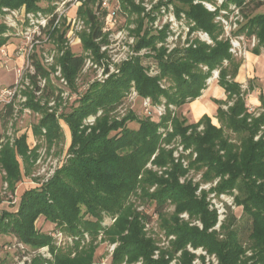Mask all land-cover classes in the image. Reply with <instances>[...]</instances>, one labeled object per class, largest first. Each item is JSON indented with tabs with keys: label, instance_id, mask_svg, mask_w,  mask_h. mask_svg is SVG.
I'll use <instances>...</instances> for the list:
<instances>
[{
	"label": "trees",
	"instance_id": "1",
	"mask_svg": "<svg viewBox=\"0 0 264 264\" xmlns=\"http://www.w3.org/2000/svg\"><path fill=\"white\" fill-rule=\"evenodd\" d=\"M41 1L52 0H0V13L4 14L3 8L22 5L27 11L45 10ZM95 1L84 0L78 8L79 15L89 24V31L81 35L83 47L94 51L98 49L94 39L102 36V23L92 8ZM121 1L124 9H139L132 0ZM178 1L177 10L194 24L191 30L206 32L212 43L194 38L186 42L188 46L168 50L164 44L166 29L152 33L146 28L140 34L141 23L133 48L138 51L147 47L155 52L158 75H147L139 57L127 59L118 73L92 82L76 106L57 115L56 110L48 111L35 99L37 92L46 94L35 77H45V87L53 85L50 72L34 60V89L25 93V105L41 115L33 133L42 136L50 147L62 137L61 118L68 125L70 143L66 162L47 180L23 190L15 210H0V234L16 237L14 244L7 247L24 252L14 264L27 255L30 261L23 264H93L99 234L102 240L116 244L111 255L115 264H169L172 259L176 264H192L196 257L201 260L199 264H205L204 256L188 250L187 244L215 254L218 264H264V136L255 139L264 126V98L259 95L260 112L249 110L247 91L235 80L241 60L231 52L229 38L224 36L221 23L215 21L217 12L193 0ZM249 1L252 0H224L222 6L227 8L232 2L239 8L245 22H238L233 35H254L258 42L253 52L258 55L264 48V13H244ZM6 31V25L0 22V47L8 41ZM57 39L61 51L58 63L67 84L74 88L84 57L64 46L63 34H58ZM158 43L162 44L157 46ZM214 69L218 70V84L227 95V100H215L219 126L205 113L189 122L171 106L177 109L200 96ZM161 77L168 78L169 86L161 88ZM131 85L152 105L163 103L165 110L158 120L149 115L138 117L133 111L121 117L111 113ZM253 88L249 83L248 90ZM12 111V104H6L0 117L5 118ZM89 115L94 117L92 124L84 121ZM129 122L136 127L129 126ZM228 133L234 134L235 139ZM36 157V148H29L26 134H20L13 142L2 139L0 134V169L11 194L24 173H29ZM191 169L202 171L200 180L189 176ZM213 181L209 188H200L201 182ZM234 190L235 204L242 207L250 221L247 243L239 238V226L232 212L223 218L219 230L213 228L218 214L208 194L214 192L220 197L233 194ZM133 197L154 206L159 228L166 237L174 236L169 247L158 245L157 239L148 234L144 227L151 222L152 213L138 209ZM168 205L173 206L171 212H166ZM184 212L187 219L181 217ZM40 216L54 224L52 231L37 228ZM105 217L111 218L109 224L104 223ZM56 231L66 233L73 243L60 249L55 244ZM85 237L90 239L81 245ZM43 246L48 248L50 257L38 251Z\"/></svg>",
	"mask_w": 264,
	"mask_h": 264
},
{
	"label": "rangeland",
	"instance_id": "2",
	"mask_svg": "<svg viewBox=\"0 0 264 264\" xmlns=\"http://www.w3.org/2000/svg\"><path fill=\"white\" fill-rule=\"evenodd\" d=\"M135 6L139 9H124L121 0H107L102 3V0H96L94 6L92 7L98 20L102 23L101 32L102 36L95 38L94 41L97 44V50L85 49L82 44V34L89 31V24L85 22V19L81 17L78 13V8L83 4L84 0H81L79 5L72 4L69 2L66 4L64 9H67V17L74 18L75 21L81 22V29L77 31L74 41L70 43L66 38V24L65 18L59 22V26L55 29H50L47 27L40 34V42L33 46V55L29 62H34L38 60L41 66H43L50 74L60 69V73L63 76L61 70V64L58 63V57L61 51L58 50V44L56 42L58 34H63L64 46L70 48L72 52L78 55H83L84 65L80 69L75 78V87H69V85H63L56 75H50V81L53 86L45 87L47 83L45 77L38 79L35 77L38 85L44 88L45 95L37 92L35 94L36 100L44 107H47L48 111L56 110V114L59 115L62 112L68 111L72 106H76L78 103V98L84 93L89 85L95 81H103L110 74L118 73L121 63L127 59L139 57L140 64L144 67L147 75L154 76L159 74L158 60L155 58V52L149 48H142L135 51L133 48L138 35L135 34L137 29L141 25V33L146 31V28L150 29L152 33L158 32L161 28L166 29V38L164 41L165 46L168 50L176 46H188L186 42H190L194 38H199L201 41H206L207 43H212L209 35L201 30H191L194 25L190 21L186 14L177 10L176 4L179 5L178 0H132ZM53 1H41L40 6L44 7L47 12H53L56 5L52 3ZM193 2H200L209 11H216L215 21H219L224 31V36L228 37L230 40V50L234 56L241 60V65L246 68L243 75L237 74L235 80L241 84L243 90H246L245 101L249 110L254 111L256 114L261 111L259 105L254 103V99L257 98V93L259 92L258 85L256 82V77L253 78L251 75L252 66V56L256 54L253 52L254 46L257 44V38L252 36H245L244 34L233 35V33L238 28V22H245L243 19V14L235 8L234 3L229 2L227 8L223 7L224 0H193ZM24 10H26L25 6ZM22 6L20 8H13L18 10L16 14L12 16H18L13 18L15 22L12 25L4 22V14L0 13V22L6 25L7 31L5 36L8 37V41L0 47V92L3 89H8L15 83L16 73L15 67L20 66L22 58L17 56L16 47L21 44H26L29 40L26 35H20L22 29V22L20 16H22ZM42 11V9H36L34 11ZM244 13L256 14L264 13V0H252L249 1L243 9ZM106 14H109L106 16ZM69 15V16H68ZM114 18H112V17ZM224 18L226 22H223L220 18ZM24 24H28L27 22ZM58 40V39H57ZM67 42V43H66ZM186 43V44H185ZM234 45H233V44ZM31 44V43H30ZM162 43H158L157 46ZM263 51V47L260 48L259 54ZM49 53L53 54V63L46 64L45 55L49 56ZM257 55V54H256ZM249 57V59L247 58ZM226 64V62H224ZM239 70V68H238ZM31 71L25 69L23 80L18 84L14 96H12L10 102H6L9 98L4 99V102L0 103V112L4 111L6 104H12L13 111L11 115L5 118L0 117V134H2V139L8 138L10 142L20 134H26V140L30 149L36 148L37 157L32 162L29 173H24L22 179L17 182L16 189L11 194L7 188V183L4 177V171L0 169V210H15L18 204L19 195L21 192L29 187L37 186L41 182L47 180L62 163L68 157V146L70 143V133L68 125L59 118V122L62 128V137L55 141L50 147L42 136L38 137L33 133V126L37 123L40 112L34 111L29 106L25 105L27 100V94L29 90L34 89L33 78H31ZM241 76L243 78L241 79ZM64 77V76H63ZM218 70L214 69L212 75L207 79L205 88L202 89L201 95L196 99L191 100L188 103L175 108L171 106L174 110L181 111L189 122L197 121L201 116L199 115L202 111L211 117L214 124L219 126V122L215 117L217 104L215 100H227L226 93L223 87L218 84ZM161 88L169 86V80L167 77H161L159 81ZM251 83L254 86L253 89L248 90V84ZM133 84V82H131ZM47 86V85H46ZM51 88L53 94H50ZM130 91L124 97L123 101L119 106L112 110V114L116 117H121L125 115L128 111H133L138 117L151 116L152 119L158 120L160 114L164 113L165 107L162 104L152 105L149 98L140 97L135 90L134 85H131ZM49 93V95H47ZM59 98V100H56ZM47 101V105H45ZM51 106V107H49ZM227 105H223L226 108ZM100 114V111L98 112ZM200 116V117H199ZM85 123L92 124L94 121L93 115H89L85 120ZM129 126L136 127V124L129 122ZM230 134V137L235 139L234 134ZM261 134L264 136V126L259 131L258 135L255 136L257 139ZM181 150L179 146L178 151ZM178 151L175 152V156L178 155ZM19 161L22 164V170L24 171L23 162L19 157ZM202 171L192 170L189 172V176L193 177L194 181L200 180ZM215 181V180H214ZM213 182H201L200 188H209ZM237 194V190H234L233 194H222L220 197H216L214 192L208 194V199L211 203L224 211L221 218H225L226 214L232 212L236 216V220L239 230L241 240L245 243L248 241L249 234V224L250 221L247 220L242 212V207L237 206L234 202V195ZM138 209L147 210L152 213V220L146 227V231L149 235H152L157 239V244L163 246L164 248L169 247L170 238L174 236L166 237L163 231L159 228V221L154 213V206L147 205L141 202L140 199L133 197ZM166 212H171L173 210L172 205H168ZM218 214V212H217ZM181 217L184 219L188 218L187 213H181ZM105 224L111 222L110 217H105L103 220ZM194 223V222H193ZM197 225L200 222H195ZM219 222L213 228L219 230ZM37 228H40L42 232H50L54 228V224L46 221L42 216H40L36 221ZM61 235L56 236L55 244L60 249L68 248L73 242L71 237H68L66 233L60 231ZM61 237V238H60ZM102 235L99 234L97 240L95 241L96 249L94 254L93 264H115L112 262V251L116 246L115 243H110L108 240H102ZM85 241L81 240V245L87 243L90 239L85 237ZM16 237L12 234H0V264H14L16 260L20 258L24 252L17 250L16 247L12 246L8 248V245L14 244ZM187 249H193L197 253L201 250L205 251L202 247L193 248L190 244H187ZM195 252V254H197ZM179 254V253H177ZM250 254V251L246 252ZM198 255V254H197ZM202 255V254H199ZM28 256V255H27ZM30 256V255H29ZM217 260L215 254H212ZM200 258H198L197 264L200 263ZM218 261V260H217ZM124 264V263H122ZM134 264H140L137 261ZM169 264H176L175 259L170 260Z\"/></svg>",
	"mask_w": 264,
	"mask_h": 264
},
{
	"label": "built area",
	"instance_id": "3",
	"mask_svg": "<svg viewBox=\"0 0 264 264\" xmlns=\"http://www.w3.org/2000/svg\"><path fill=\"white\" fill-rule=\"evenodd\" d=\"M53 4L56 5V7L54 8L53 12H47L46 9L43 7L42 11H35V12H28L24 10V7L22 6L23 12H22V16H20V20L22 22V29L20 31V35H26V38L29 40V42H27L26 44H21L18 45L16 47V54L17 56H19L20 58H22V62L20 64V66L15 67V73H16V80H15V84L13 86H11L8 89H3L0 92V103L4 102L5 97L9 98L6 102H10L12 96H14L17 86L19 83L25 82L23 80V76H24V71L25 69H29V71H31V73L34 74L35 72V66L34 62H29L30 59L32 58L33 55V46L40 42V34L43 33V30L46 29L47 27H49L50 29H55L56 27L59 26V22L62 20V18L66 17L65 19V24H66V38L67 40L72 43L75 39L74 37L76 36L77 31H79L81 29V22L80 21H75V19L71 18V17H67V9H64V7H66V4L69 2H73L72 4L75 5H79L81 3V0H52ZM107 0H102V3H105ZM235 8L237 9V12L239 11V8L235 5ZM4 11V22L8 23V25H12L13 26V22H15L13 20V18L18 17V16H12V14H16V12H18V10H14V9H8V8H3ZM109 14H106V16H108ZM69 16V15H68ZM112 17V16H111ZM113 18V17H112ZM114 19V18H113ZM223 22H226L224 20V18H220ZM28 23L27 25L24 23ZM31 43V44H30ZM67 43V42H66ZM233 44V43H232ZM234 45V44H233ZM231 51H234L233 49H231ZM53 54L49 53L48 55H45V62L46 64H52L53 63ZM57 70L54 72H52L50 75H56L57 79L65 86L67 85V81L66 79L62 76V74L60 73V69L56 68ZM38 79H42V77L40 75L37 76ZM215 207L217 208V212H218V222L219 224L221 223L222 219L221 216L223 214V210L221 212V210L218 208V206ZM219 226V225H218ZM61 232L60 231H56L54 233V237L56 238V236H60ZM61 238V237H60ZM19 247L23 248L22 245H20ZM191 252H196L193 249H188ZM39 252H41L44 256L46 257H50V254L48 252V248L47 247H42L38 250ZM197 253V252H196ZM202 254L205 258V264H218V261L215 259L214 256L207 254L206 251L201 250V252L197 253ZM30 261L29 256H24L22 258V260L18 261V264H23L24 261ZM198 258L196 257L192 264H197ZM199 264V263H198Z\"/></svg>",
	"mask_w": 264,
	"mask_h": 264
},
{
	"label": "crops",
	"instance_id": "4",
	"mask_svg": "<svg viewBox=\"0 0 264 264\" xmlns=\"http://www.w3.org/2000/svg\"><path fill=\"white\" fill-rule=\"evenodd\" d=\"M249 59V57H247ZM244 65H241V67H239V74L243 75V72L246 68H243ZM251 76L253 78L256 79V83L259 84L258 90L259 92L257 93V98L254 99V103L258 105H260V99H259V95L261 94L264 98V48L263 51L256 55L253 54L252 56V66H251ZM243 78V76H241V79ZM237 81H241V80H237ZM255 86V85H254ZM205 113V111H202L199 115H203ZM199 116V117H200Z\"/></svg>",
	"mask_w": 264,
	"mask_h": 264
}]
</instances>
